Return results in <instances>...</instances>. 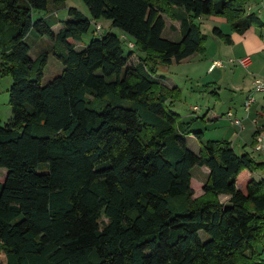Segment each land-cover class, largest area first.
Masks as SVG:
<instances>
[{
	"label": "trees",
	"instance_id": "1",
	"mask_svg": "<svg viewBox=\"0 0 264 264\" xmlns=\"http://www.w3.org/2000/svg\"><path fill=\"white\" fill-rule=\"evenodd\" d=\"M68 1L0 0V75L13 79L12 117L0 126V264H264V178L237 188L243 171L262 165L226 140L190 150L186 136L202 133L180 123L169 103L181 91L157 74L205 54L203 16L225 18L240 34L263 28L246 12L253 0H81L89 16ZM178 9L188 18L173 42L163 37L164 16L176 20ZM101 20L111 27L96 35ZM93 28L77 50L70 40ZM31 32L54 43L64 66L47 85V54L30 57ZM196 166L210 173L194 198Z\"/></svg>",
	"mask_w": 264,
	"mask_h": 264
},
{
	"label": "rangeland",
	"instance_id": "2",
	"mask_svg": "<svg viewBox=\"0 0 264 264\" xmlns=\"http://www.w3.org/2000/svg\"><path fill=\"white\" fill-rule=\"evenodd\" d=\"M67 7H74L87 16H89L88 8L84 5L81 0H69L66 3ZM67 7L58 11L60 13V19H66L68 15ZM57 12V13H58ZM44 15V13L36 12L34 18L38 19ZM106 20L98 21V23L105 24ZM169 20L167 24L169 25ZM91 29L90 32L83 36L81 42L76 41V48L78 50L84 49L89 42L93 39L94 34ZM113 32L119 37L122 36V32L119 29H113ZM206 34H209L208 48L211 50L210 55H194L182 61L180 63H173L172 65H162L157 68V74L166 77L171 83L180 88V97L171 99L169 105L173 103L172 110L179 116L180 123H192L190 129L193 133H202L201 139L198 140L196 135H187L186 141L190 150L194 153H198L202 144L208 141H221L226 136V132L230 126L234 129V137L230 135V141L235 142V148L237 152H241L244 147L245 150L250 151V155L257 164L254 178H264V140H263V151H256V146L252 147L251 140L253 137V130L256 127L251 120V111H245L243 105L249 94V90L252 88V82L255 71L262 69L261 61L256 60V56H252L253 63L250 68L244 69L237 65H229L226 69H218L214 74H207V65L211 61L208 57H213V51L216 44H222L221 41L212 35L211 31L205 30ZM164 38L170 39L173 42H179L182 37L180 35L167 36L163 35ZM25 42L30 47V57L33 60L47 54V65L44 69L42 76V84L47 85L52 82L56 77L63 73L64 66L54 55V43L46 38L39 37L34 32H31L26 38ZM238 48V47H237ZM233 51L228 50L222 56H216V58L226 59L225 55L241 54L242 49ZM126 52H128V49ZM233 52V53H232ZM219 53V52H218ZM137 56L133 55L131 63H137ZM263 62V60H262ZM215 83V84H213ZM13 84V79L10 76L0 75V126H4L12 117V110L9 105V90ZM210 84L211 86H206ZM254 86V85H253ZM216 93V94H214ZM254 94L258 100L257 106H264V95L254 93V89L251 90L250 94ZM257 103V102H256ZM255 103V104H256ZM126 107H132V104L128 101L123 102ZM198 111H195V108ZM254 107V106H253ZM253 109V108H252ZM231 112L235 118L242 121L243 129L240 126L233 125L231 119H227V114ZM207 118H210L207 120ZM237 131V132H236ZM195 136V137H194ZM247 145V146H245ZM244 146V147H243ZM247 147V148H246ZM208 169L207 167L196 166L192 170L193 180L192 188L195 192L194 198L197 197L199 191L198 184L204 183L208 177L203 170ZM47 166L42 165L40 172H46ZM249 172L248 170L242 173ZM240 177V176H239ZM243 185V179L238 178L237 186L240 188ZM238 187V188H239ZM226 200V199H223ZM202 240L207 241L209 236L205 232H200ZM264 242L259 249L263 250L264 256Z\"/></svg>",
	"mask_w": 264,
	"mask_h": 264
},
{
	"label": "crops",
	"instance_id": "3",
	"mask_svg": "<svg viewBox=\"0 0 264 264\" xmlns=\"http://www.w3.org/2000/svg\"><path fill=\"white\" fill-rule=\"evenodd\" d=\"M246 12H247L248 15L254 14L256 17H258L264 23V0H253V1H251L247 5V7H246ZM176 15H177L176 20H172L169 17L164 16L165 23H166V27L164 29L163 35L167 34V36H171V37L173 35H180L181 37H183L182 31H181V28H182V20L184 18H188V15H187V13L185 11L180 10V9L176 10ZM41 16L45 17V13H44V15H41ZM55 17L59 20V23L57 25H55L52 28V30H53L54 33H58L59 30L63 26V21H65V20L68 19V15L66 16V19L61 20L60 19V13L58 12V13L55 14ZM167 20H169V22H170L169 25L167 24ZM198 21L201 24V28H202V31H203L204 34H206L205 33V30H209V31H211L212 35L215 36L213 34L214 30L215 29H219L225 35L230 36L231 37V40H232V44H226L220 38H218V37L215 36L216 38H218L221 41V43H223V45L222 44H216V47H215V49L213 51V57H208L207 58V59H210L211 60L208 63V65H207V74L212 75L218 69H220V68H216L215 70L210 71V67H211V65H212V63L214 61H216V60L226 61L224 59L216 58V56H222V54L223 53L225 54L228 50L233 51L234 49H236L238 47L237 50L238 49H242V53L239 54V55H237V54H234V55H230V54L225 55L227 57L226 59H228V58L229 59H233V58L234 59H237V58H241V57H243V56H245L247 54L251 55V57L253 55H255L256 56V60H260L261 61V66H262L261 68L262 69H259L258 71H255V73H253L252 76H254V78L256 76H264V27L263 28L251 27L250 29L246 30L243 34H240V33H237V32L232 31L231 25L226 21L225 18H222V17H216V16H210V17H208V16H203ZM101 26H102V31L103 32H106L107 30L110 29L111 24H110L109 21H106L105 24H102ZM206 35L208 37L207 42H206V52L202 56H206V55H210L211 54V50H209V48H208L209 34H206ZM122 36H123V34H122ZM168 40H170V39H168ZM70 41L76 43V41H73V40H70ZM80 50H82V49H80ZM196 55H198V54H196ZM199 55H201V54H199ZM138 56L139 55H137V58L136 59L139 58ZM193 56H191V57H193ZM262 60H263V62H262ZM183 61H186V59L183 60ZM178 63H180V62H178ZM252 63H253V60H252ZM252 63H251V65H252ZM251 65L248 68H250ZM164 82L170 88H179V87H177V86L174 85V82H171L170 83L167 80L166 77H164ZM253 82H252V86H251L252 88L249 90V94L251 93V90L254 88ZM213 84H215V83H213ZM206 86L210 87L211 85L210 84H207ZM214 94H216V93H214ZM249 94L246 95L245 97H243V101H244V99L247 96H249ZM262 95H264V94H262ZM263 99H264V97H263ZM256 102L257 103L254 104V107L251 110V112H252L251 115H250L251 118H252L251 120L253 121L254 119L257 118L260 122L264 123V115H263L264 106H262V107L257 106L258 100ZM209 119L210 118H207V120H209ZM253 123H254V121H253ZM240 128L243 129L244 126L242 125V126H240ZM233 129L234 128L232 126H230V128H228V130L226 132V136L223 137L222 140H226V141L232 142V141H230L229 138H230V135L232 137H234V135H235ZM256 132H257V127L254 128V130H253V137H252V140L250 141L252 147L256 146V142H255ZM191 137H193V135H191ZM232 144H233V146L235 148V142H232ZM245 146H247V145H245ZM200 150H201V147H200ZM200 150H199V152H200ZM235 150H236V148H235ZM241 150H242L241 152H237V151L236 152L238 154H243V153H249L250 152V151L245 150V147L243 149H241ZM203 172L207 176L210 173V170L209 169H206V170H203ZM239 176H240V177H238L239 179L240 178L243 179V185H242L241 188L239 186H237V188L239 187L238 189L241 190V191H243V192H246L247 184H248V182L251 179H256V180L261 179V178H254V174H252L251 172H246V173L244 172V173H241ZM192 180H193V178H192ZM237 181H238V179H237ZM203 186H204V180H203L202 183L200 182L198 184L199 191L197 193V197H200L203 194ZM223 199H226V200H223ZM229 199H230V196H227V195H222L221 196V200L224 203H227Z\"/></svg>",
	"mask_w": 264,
	"mask_h": 264
},
{
	"label": "built area",
	"instance_id": "4",
	"mask_svg": "<svg viewBox=\"0 0 264 264\" xmlns=\"http://www.w3.org/2000/svg\"><path fill=\"white\" fill-rule=\"evenodd\" d=\"M94 26H95V34L99 35L102 33V26L97 23L94 22ZM123 40H125L128 48L134 50L135 49V44L134 42L130 41L129 39L126 38L125 35L122 36ZM252 63V57L251 55L247 54L241 58H237V59H228L226 61L223 60H216L212 63L211 67H210V71L215 70L216 68H220V69H225L227 68L229 65H237L240 66L244 69H247ZM254 93H258V94H264V76H256L254 78ZM257 99L256 96L252 93L249 94L248 98L245 100L244 102V109L247 112H250L254 106V104L256 103ZM195 111H198V108L194 109ZM227 118L231 119L233 125L235 126H242V121L238 118H235L234 115L229 112L227 114ZM254 124L257 127V132L255 135V142H256V151H263V140H264V123L260 122L257 118L253 120Z\"/></svg>",
	"mask_w": 264,
	"mask_h": 264
}]
</instances>
